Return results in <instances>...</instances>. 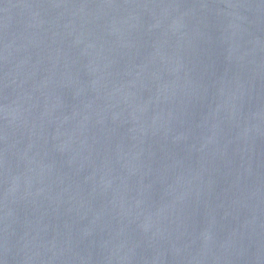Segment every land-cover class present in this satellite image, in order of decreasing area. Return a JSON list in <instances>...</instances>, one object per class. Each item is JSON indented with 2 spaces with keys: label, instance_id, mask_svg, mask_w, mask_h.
I'll list each match as a JSON object with an SVG mask.
<instances>
[{
  "label": "water",
  "instance_id": "95a60500",
  "mask_svg": "<svg viewBox=\"0 0 264 264\" xmlns=\"http://www.w3.org/2000/svg\"><path fill=\"white\" fill-rule=\"evenodd\" d=\"M0 264H264V0H0Z\"/></svg>",
  "mask_w": 264,
  "mask_h": 264
}]
</instances>
